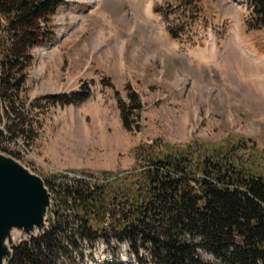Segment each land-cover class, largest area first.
I'll return each instance as SVG.
<instances>
[{
	"label": "rangeland",
	"instance_id": "1",
	"mask_svg": "<svg viewBox=\"0 0 264 264\" xmlns=\"http://www.w3.org/2000/svg\"><path fill=\"white\" fill-rule=\"evenodd\" d=\"M169 2L175 0H67L52 15L53 41L32 51L20 96L0 106L3 122L19 124L0 144L48 182V222L60 183L106 184L110 172L136 165L135 147L156 139L212 145L243 136L238 154L264 165V29L249 30L252 7L247 0H204L203 18L174 39L173 17L155 11ZM85 84L91 93L84 102L59 99ZM132 89L144 107L140 128L127 130L118 97ZM199 254L207 264H225ZM57 258V264H141L126 241L114 239L83 243Z\"/></svg>",
	"mask_w": 264,
	"mask_h": 264
},
{
	"label": "trees",
	"instance_id": "2",
	"mask_svg": "<svg viewBox=\"0 0 264 264\" xmlns=\"http://www.w3.org/2000/svg\"><path fill=\"white\" fill-rule=\"evenodd\" d=\"M66 1L0 0V106L9 100L14 105L20 96L32 51L53 41L51 18ZM203 1L175 0L155 11L173 17L168 25L175 39L203 18ZM247 1L249 30L264 29V0ZM90 93L85 84L59 99L81 103ZM118 103L124 127L140 128L139 93L132 89ZM17 128L0 118V142L14 137ZM244 138L212 145L156 139L135 147L136 165L110 172L113 179L106 184L76 178L60 183L48 228L15 246L10 264H57L69 244L74 251L80 247L78 237L126 241L141 264H207L200 249L225 264H264V165L238 154Z\"/></svg>",
	"mask_w": 264,
	"mask_h": 264
},
{
	"label": "water",
	"instance_id": "3",
	"mask_svg": "<svg viewBox=\"0 0 264 264\" xmlns=\"http://www.w3.org/2000/svg\"><path fill=\"white\" fill-rule=\"evenodd\" d=\"M52 202L45 179L0 148V264H10L15 246L45 232Z\"/></svg>",
	"mask_w": 264,
	"mask_h": 264
},
{
	"label": "bare ground",
	"instance_id": "4",
	"mask_svg": "<svg viewBox=\"0 0 264 264\" xmlns=\"http://www.w3.org/2000/svg\"><path fill=\"white\" fill-rule=\"evenodd\" d=\"M60 21H61V35L62 34H64V29H63V26H64V23H65V19H64V16H61V19H60ZM60 40V39H59ZM59 42V41H58ZM56 46V44L54 45V47ZM45 54V52H40L39 53V59H41L42 58V56ZM238 55V54H237ZM42 68V67H41ZM40 69V68H39ZM38 69V70H39ZM30 240V239H29Z\"/></svg>",
	"mask_w": 264,
	"mask_h": 264
},
{
	"label": "built area",
	"instance_id": "5",
	"mask_svg": "<svg viewBox=\"0 0 264 264\" xmlns=\"http://www.w3.org/2000/svg\"><path fill=\"white\" fill-rule=\"evenodd\" d=\"M0 82H1V79H0ZM11 153H12V152H11ZM81 177H82V176H81ZM99 185H101V183H99ZM77 239H78L79 245H80V244H83V243H85V244L90 243V242H88L87 240L82 239L81 237H78ZM99 240H103V241H104V239H102V238L99 239ZM97 241H98V240H97ZM68 248H69L70 250H74V246H73L72 244H69Z\"/></svg>",
	"mask_w": 264,
	"mask_h": 264
}]
</instances>
